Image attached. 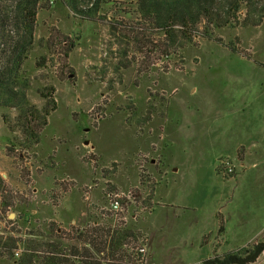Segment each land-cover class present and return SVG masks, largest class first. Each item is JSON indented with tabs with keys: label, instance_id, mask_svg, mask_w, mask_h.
Segmentation results:
<instances>
[{
	"label": "rangeland",
	"instance_id": "374dc122",
	"mask_svg": "<svg viewBox=\"0 0 264 264\" xmlns=\"http://www.w3.org/2000/svg\"><path fill=\"white\" fill-rule=\"evenodd\" d=\"M136 1L104 0L93 19L43 1L22 86L39 111L40 92L53 86L57 109L33 143L20 109L0 107V237L16 238L20 251L2 255L0 243V264H16L25 240L49 234L50 222L76 245L78 231L124 220L143 236L140 264H201L262 238L264 0L242 7L247 24L216 28L221 43L195 37L197 45L147 59L111 28L131 20ZM231 1L216 0L222 14ZM13 5L0 0L10 36ZM6 59L0 49V65ZM238 144L243 158L227 156ZM251 264H264V253Z\"/></svg>",
	"mask_w": 264,
	"mask_h": 264
},
{
	"label": "trees",
	"instance_id": "16d2710c",
	"mask_svg": "<svg viewBox=\"0 0 264 264\" xmlns=\"http://www.w3.org/2000/svg\"><path fill=\"white\" fill-rule=\"evenodd\" d=\"M43 1L14 0L13 10L7 13L15 26L14 36H10L6 28L4 9L3 12L0 10V49L7 54V62L0 65V107L20 109L18 121L28 135V140L33 143L39 142L40 134L48 123V115L57 109L55 100L51 98L53 86L50 90L40 92L47 99L43 111H39L30 103L25 87L22 86V65L35 42L36 21L39 9L44 7ZM61 1L74 12L81 14V17L93 19L94 13L101 9L104 0H93L86 8H80L78 0ZM250 1L232 0L222 14L221 9L216 5V0H137L136 9L133 11L135 15L130 18L131 20L114 22L111 28L128 38L140 52L147 51L148 55L142 56L143 59L157 54L168 57L176 54L186 44L197 45L195 37L215 39L221 43L222 39L214 36L213 31L223 26L247 24V21L239 20V13L244 5H249ZM127 12L132 14L129 10ZM64 38L60 41V45L64 49L61 51L63 57L67 59L70 46L68 40ZM232 50L240 52L234 48ZM63 65L64 73L68 64L64 62ZM70 71L73 72L72 69ZM13 149L8 148V153H11ZM4 190L7 189L4 188ZM3 195L6 198L11 196V194ZM1 203L2 209H5L8 202L6 205ZM54 223H49V234L25 240L26 248L22 250L16 264L143 263L145 252L140 250L143 245L138 244L143 236L136 230L128 228L124 220L116 226L93 224L90 229L78 231L74 239L80 240L76 245L74 242L66 241L69 238L63 229L55 233V228L52 227ZM85 232L88 237H85ZM2 240L3 238L0 237V243H3L1 254L13 257L18 247L16 238L9 237L4 242ZM81 240L85 241L84 247L80 244ZM125 245L132 250L126 251ZM263 253L264 233L261 239L249 245L215 254L204 259L201 264H251L256 262Z\"/></svg>",
	"mask_w": 264,
	"mask_h": 264
},
{
	"label": "built area",
	"instance_id": "2783aa9c",
	"mask_svg": "<svg viewBox=\"0 0 264 264\" xmlns=\"http://www.w3.org/2000/svg\"><path fill=\"white\" fill-rule=\"evenodd\" d=\"M53 1V0H51ZM224 167H226V169L229 171V172H232L233 171V168L232 166H230V163L229 162H225L224 163ZM112 207L115 209V210H119V207H120V202L118 199H114L112 202ZM142 252H145V248L144 247H141L140 249ZM20 251H17L16 254L19 255Z\"/></svg>",
	"mask_w": 264,
	"mask_h": 264
},
{
	"label": "crops",
	"instance_id": "0c3cea01",
	"mask_svg": "<svg viewBox=\"0 0 264 264\" xmlns=\"http://www.w3.org/2000/svg\"><path fill=\"white\" fill-rule=\"evenodd\" d=\"M240 144H241V143H240ZM240 144H238L237 147H234L235 150L237 151V154L233 155L234 153H227L226 155H227V156H230V155H231V156H236V155H237V157H238V156H242V158H243V155H245L246 152L243 154V152H244L243 150H244V149H243V147H240V146H239ZM239 147H240V148H239ZM239 152H240V153H239ZM238 158H239V157H238ZM242 160L245 162L246 157H244V159H242Z\"/></svg>",
	"mask_w": 264,
	"mask_h": 264
}]
</instances>
